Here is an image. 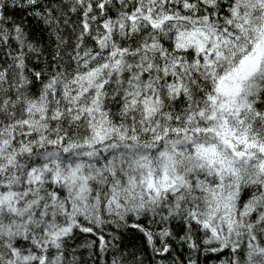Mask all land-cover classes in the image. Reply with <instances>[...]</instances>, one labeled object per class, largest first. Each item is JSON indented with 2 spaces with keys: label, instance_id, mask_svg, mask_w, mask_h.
<instances>
[{
  "label": "snow or ice",
  "instance_id": "1",
  "mask_svg": "<svg viewBox=\"0 0 264 264\" xmlns=\"http://www.w3.org/2000/svg\"><path fill=\"white\" fill-rule=\"evenodd\" d=\"M0 264H264V0H0Z\"/></svg>",
  "mask_w": 264,
  "mask_h": 264
}]
</instances>
